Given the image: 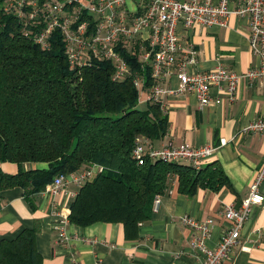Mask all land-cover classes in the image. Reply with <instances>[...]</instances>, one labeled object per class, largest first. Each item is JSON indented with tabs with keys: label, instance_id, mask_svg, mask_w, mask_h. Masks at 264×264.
I'll return each mask as SVG.
<instances>
[{
	"label": "trees",
	"instance_id": "1",
	"mask_svg": "<svg viewBox=\"0 0 264 264\" xmlns=\"http://www.w3.org/2000/svg\"><path fill=\"white\" fill-rule=\"evenodd\" d=\"M11 1L0 0V188L20 186L29 196L61 173L100 164L103 171L79 187L68 212L70 222H119L128 238H136L173 176L181 191L231 185L218 161L199 169L150 157L139 163L134 156L137 137L153 145L168 132L161 104L141 100L133 76L114 80L112 60L98 58L72 67L59 29L49 47H42L35 39L39 26L19 18L9 8ZM82 16L91 27L96 24L92 14ZM117 49L150 88L152 68L141 61V45ZM4 162L16 164L17 171H5ZM0 264H42L36 229L2 240Z\"/></svg>",
	"mask_w": 264,
	"mask_h": 264
},
{
	"label": "crops",
	"instance_id": "2",
	"mask_svg": "<svg viewBox=\"0 0 264 264\" xmlns=\"http://www.w3.org/2000/svg\"><path fill=\"white\" fill-rule=\"evenodd\" d=\"M236 6L237 0H232L230 8ZM249 28V17L236 13L228 16L225 25L196 23L186 28L180 22L177 32L182 51L193 47L199 53L198 61L188 69L208 71L221 65L241 75L259 65L260 57L250 47ZM162 83L177 88L179 79L173 74ZM211 94L224 101L202 106L193 92L163 96L168 132L153 145L218 146L224 138L225 144L219 145L205 164L218 161L230 186L181 191L177 176H173L169 190L161 195L159 209L152 208L151 218L140 224L136 238H128L119 222L80 226L69 221L62 227V212H69L79 190L74 183L56 195L42 190L28 196L20 186L0 188V243L23 229L35 228L42 264H199L198 251L190 242L192 228L182 221L183 217L211 219L212 233L207 243L216 246L221 234L231 226L223 213L224 206H241L264 156V132L246 129L250 122L264 117V79L243 77L233 101L226 98L225 86H213ZM1 166L10 173L18 169L10 162ZM261 188L264 193V181ZM242 239L235 256L221 264H264V203L251 208Z\"/></svg>",
	"mask_w": 264,
	"mask_h": 264
},
{
	"label": "built area",
	"instance_id": "3",
	"mask_svg": "<svg viewBox=\"0 0 264 264\" xmlns=\"http://www.w3.org/2000/svg\"><path fill=\"white\" fill-rule=\"evenodd\" d=\"M232 0H12L9 8L19 18L34 26L36 42L48 48L54 30L59 29L66 43V54L72 67L86 65L95 59H109L115 65L114 80L133 76L140 91L141 100H151L165 107L162 97L193 92L197 94L202 106L224 101L223 97L214 98L213 86H225L226 98L233 101L236 89L243 77L264 79V0H237V6L230 8ZM132 2V3H131ZM83 13L92 14L96 24L91 27L88 19L81 20ZM248 16L250 20L249 41L251 49L259 55V65L245 74H237L221 65L208 71H190L188 66L198 61V51L190 47L182 51L177 26L180 22L186 28L196 23L205 25H225L230 14ZM141 45V61L152 68L153 85L145 88L141 74H133L129 63L117 47L131 48ZM176 74L179 79L177 88L163 85L162 81ZM249 131L264 132V117L254 120L246 127ZM222 138L220 144H225ZM213 144L196 146L190 143L180 145L165 144L155 147L144 136L137 137L134 156L139 163L147 157L171 162H185L199 169L213 156L219 147ZM104 167L93 164L68 174L61 173L44 189L51 195L58 194L63 187L74 183L79 187L95 177ZM264 181L263 163L241 206L227 204L224 215L231 220L216 246H209L208 237L212 233L211 219L197 220L185 215L183 222L192 228L190 242L198 251L199 264H221L231 260L243 243L242 230L249 218L251 208L264 203L261 185ZM161 195L154 201L158 210ZM70 221L68 212H62L61 226ZM63 234H65L63 229Z\"/></svg>",
	"mask_w": 264,
	"mask_h": 264
},
{
	"label": "rangeland",
	"instance_id": "4",
	"mask_svg": "<svg viewBox=\"0 0 264 264\" xmlns=\"http://www.w3.org/2000/svg\"><path fill=\"white\" fill-rule=\"evenodd\" d=\"M132 3V2H131ZM145 106V105H144Z\"/></svg>",
	"mask_w": 264,
	"mask_h": 264
}]
</instances>
